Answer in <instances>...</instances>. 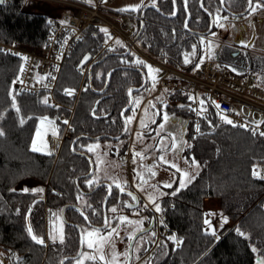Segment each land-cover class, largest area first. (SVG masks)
<instances>
[{"label":"trees","instance_id":"1","mask_svg":"<svg viewBox=\"0 0 264 264\" xmlns=\"http://www.w3.org/2000/svg\"><path fill=\"white\" fill-rule=\"evenodd\" d=\"M259 2L264 4L262 0ZM223 3L230 11L241 12L248 0H223ZM256 4L257 0H253V6ZM28 6L25 0H5L0 4V43H20L36 50L46 45L53 23L48 15L34 12ZM156 6L157 9L144 5L129 12L134 25L131 36L158 60L179 69L190 70L203 59L200 53L192 52L200 47L201 35L210 28V13L214 21L232 16L223 9L221 0H202L203 7L200 0H156ZM256 8L264 10V7ZM101 29L86 27L65 57L55 85V98L60 105L55 107L48 101L44 103V91L17 92L13 88L12 82L22 67L23 56L0 49V130L4 133L0 136V252L6 254L8 264H59L79 249V231L72 224L64 225L63 243L41 244L33 240L26 225L29 210L33 232L43 240L45 208L51 212L61 210L64 205H78L89 224L72 206L65 208L64 214L81 229L85 224L97 226L103 222V202L108 186L101 185L87 194L80 191H90L103 180L93 179V174L86 176L92 159L84 144L98 136L101 138L97 139H113L121 135L124 129L122 110L129 103V89L146 81L142 89L133 91L135 105L137 95L150 87L151 80L147 75L146 65L149 64L138 63L142 60L126 52L120 41L112 47L105 46L108 37ZM215 29L214 23L212 31ZM86 53L92 56L90 70L88 66H78ZM173 94L178 96L179 103L167 102L165 108L187 119L186 137L193 142V147L186 154L190 158L194 156L201 169L177 195H170L175 185L166 188L167 195L159 200L164 223L161 230L165 231L160 239L166 253L154 264H257V260L264 257V179L254 176L253 171L264 166V136L259 134L264 128L253 135L251 128L235 123L233 126L210 108L204 117L198 118L199 134L194 135L196 118L189 98L179 92ZM99 98L95 115H92L91 110ZM62 116L70 117L71 135L58 154L33 151L39 120L49 117L61 133L68 125ZM128 133L127 129L118 140L128 142ZM75 138L72 150L70 146ZM126 149L127 143H124L122 150ZM27 177L47 183L45 191L33 192L31 188L19 187ZM111 187L107 211L121 202V186L111 184ZM25 188L29 191H23ZM206 199L217 200L232 222L213 242L203 229ZM237 228L245 235H240ZM170 236H175L176 240L168 239ZM74 260L64 264H72ZM93 263L91 259L85 264Z\"/></svg>","mask_w":264,"mask_h":264},{"label":"rangeland","instance_id":"2","mask_svg":"<svg viewBox=\"0 0 264 264\" xmlns=\"http://www.w3.org/2000/svg\"><path fill=\"white\" fill-rule=\"evenodd\" d=\"M149 1L150 0H109V3L105 4L103 12L108 19L118 25H123L126 33L131 35L134 25L129 16V12L137 10L144 5H150ZM26 5H29L28 8L30 10L44 13L49 17H63L70 11V9L67 10L66 7L61 4L49 2L47 0H25V6ZM253 7H255V5ZM121 9L125 10L122 11ZM222 17H224V19L218 21L217 29L210 33L208 36L209 40L207 41L210 43L217 41L223 44L227 50H225L226 53H218V51H216L217 53H213L211 60L220 66L228 67L232 70L235 69L237 71L246 68L248 71L262 72V75H264L263 10L256 8V11L253 12L250 9L248 14L242 16ZM117 41L118 40H115V42ZM241 41L251 42L254 46L247 48L242 47ZM206 46L205 40L204 48H206ZM144 62L149 64L146 61ZM153 67L157 68L155 66ZM155 78L157 79V76ZM153 83L155 84L154 87ZM153 83L146 91L137 95L138 97L137 101H135V105L133 104V99L132 105H134V107L130 114L126 116V118H132L130 122H127V129L130 131V134L128 133V142L105 138L92 139L84 144V147L91 154L90 158L92 159V164L95 165L93 179H97L102 174H106L113 184H118L119 186H123V183L131 181L133 187H135L139 195H141L144 201L143 205H147L146 207H148L149 210L155 212V227H152L149 233H143V236L137 240L133 248L132 264H154L158 258L166 253L165 249H162L163 242L160 239L161 233L165 232L161 230V225H164V223L161 219L160 212L155 210L152 200L159 204V200L164 196L162 194H166V188H168L164 185L172 181L176 182L177 174L175 170H169L167 167L171 168L170 166L175 164L182 170L180 172L181 179L183 178L186 181L188 177H184L183 174L187 173L188 176H191L196 167L192 163V160L195 159L194 156L190 158L186 154V151L189 149L191 150L193 147V142L186 137L187 119L181 114L168 111L165 108L167 102L163 101V98H167L168 103L171 105L177 102L179 103L177 100L178 96L174 95V92L166 91V89L162 88L158 80ZM262 83L264 84V82ZM147 91L150 94L149 96ZM48 95L49 94L45 92V99ZM51 95L57 102L56 106L60 105L55 98V87L52 89ZM233 105L236 112H238L243 119V123H253L257 125V123L261 121V119L257 118V111L254 107L245 105L241 102H233ZM72 110L73 107L71 108V111ZM248 111H251L252 115H249ZM208 112L209 109L206 110L205 115ZM164 113L168 114L170 120L165 125L164 130H160L158 126L163 122L162 116ZM41 120L38 122L33 137V140H36V147L40 149V152L50 153L53 151L55 154H58L65 139L67 140V138H70V130L67 129V125H65L61 133H58V126L53 120L49 117H47V120L43 123ZM48 121H52L53 123L49 124ZM141 121L144 122L146 127L141 126ZM38 129L39 135H37ZM53 131H55V135H53ZM66 132L68 134H66ZM157 132H159V135H157ZM138 133L140 134L139 139L137 137ZM168 133H172V136H169ZM48 135H53L57 138V142L53 148L50 147L47 139ZM173 136L176 138V149L172 147ZM181 136L183 140L186 141L182 146L183 151L179 150L181 146ZM124 143H127V148L130 144V148L134 153L133 159H130V157H125V160L124 157L121 159L119 153L123 151ZM89 146L92 147V151L88 150ZM112 149L116 150L115 154L112 153ZM135 153H140L141 155L135 156ZM161 157H163V160ZM164 161H168V163ZM185 161H187V163ZM257 169L260 170V168ZM153 172L155 173L154 176L152 175ZM145 181L147 182L145 183ZM188 184L189 183H187V185ZM19 185V187L25 186L31 189L42 188L43 192L47 187V183L28 177L23 179ZM178 186L179 183L177 187ZM149 197H151V200ZM84 200L85 199L82 198L81 202H84ZM60 213L61 210L50 212L45 208V243H53V240L49 238L50 233L57 237L55 242H60L59 235L61 227L64 238L65 222ZM208 213H217V215L209 216L207 215ZM121 217H126L127 220L121 221ZM222 217L227 216L221 210L218 201L215 199H206L203 207V229L206 237H209L212 229H215L216 235H211L210 241L212 242L213 239L218 240L222 230L232 224L228 217L227 223H223ZM146 218L147 217L143 216L137 209L131 211L121 209L115 211V221L111 218L105 229H99L95 226L85 224L82 227L83 247H85V249L82 252L83 255L81 254L80 257L76 258L72 264H77V261H80V264H85L86 261L91 260L87 258L88 256L95 257L94 264H125L128 257L130 237L139 233L138 230L141 227L144 229L143 224ZM205 220L211 222V228H209V225L205 224ZM222 223L223 227H221ZM113 229H115L114 232L112 231ZM153 233H155V235H153ZM146 240H149L151 245L148 250H143V252L140 253L139 251ZM90 243L92 247L88 246ZM101 256L103 259H101Z\"/></svg>","mask_w":264,"mask_h":264},{"label":"built area","instance_id":"3","mask_svg":"<svg viewBox=\"0 0 264 264\" xmlns=\"http://www.w3.org/2000/svg\"><path fill=\"white\" fill-rule=\"evenodd\" d=\"M47 1L61 4L70 11L63 17H50L53 29L42 49L36 50L20 43L11 45L0 43V49L28 58L27 60L23 59L22 67L12 82V86L17 92L44 91L49 94L47 96L48 103L53 107L56 106L57 102L53 99L51 91L56 85L62 63L72 51L76 41L82 37L84 29L94 26L107 29L108 41L105 46L112 47L115 40L120 41L137 58L162 71L158 78L162 88L187 95L190 107L195 109L194 135L199 134L197 131L198 118L204 117L206 110L210 108L226 115L227 119L232 120L235 124H245L241 116L233 110V102H241L256 108L258 117L264 121V90L253 85L251 72L239 75L227 67H217L208 58L200 60L197 63L199 67L196 64L190 70L167 66L156 56L143 50L134 37L126 33L123 25H118L105 16L103 9L109 0H92L91 4L86 0ZM248 114L252 115L250 111ZM62 118L67 121L66 127L69 129L70 117L62 116ZM245 125L252 131L254 129L262 131L264 128V123H260L259 128L253 123ZM66 134L68 133L66 132ZM47 139L50 147L53 148L57 138L48 135ZM260 175L264 176V166L260 170ZM2 262L7 264V259L3 258Z\"/></svg>","mask_w":264,"mask_h":264},{"label":"snow or ice","instance_id":"4","mask_svg":"<svg viewBox=\"0 0 264 264\" xmlns=\"http://www.w3.org/2000/svg\"><path fill=\"white\" fill-rule=\"evenodd\" d=\"M4 2H5V0H0V4H3ZM86 2H88V3L91 4V3H92V0H86ZM248 3H249V8H250L253 12L256 11V7H264V4H261V3L259 2V0H257V4H256L255 7H253V0H248ZM121 10L123 11V10H125V9H121ZM101 30L104 31V32H107V29H101ZM117 43H120V42L117 41ZM240 43H241V46H242V47H245V48L250 47V46H254V45L251 44V42L241 41ZM193 48L195 49V45L193 46ZM23 59L27 60L28 58H27V57H24ZM85 59H87V57H85ZM137 62L140 63V64H144V63H145L144 61H137ZM185 62H186V63L189 62L188 59H187V57H186V59H185ZM146 67L149 68V71H150V72H158V71H159V69H152V68H151V65H146ZM197 67H199L198 64H197ZM233 70H235V69H233ZM153 81H155V77H153ZM154 86H155V84L153 83V87H154ZM166 91H167V90H166ZM66 92H67L68 94H72L71 91H69V90H66ZM190 99H191V97H190ZM44 103H47V98L44 100ZM137 103H138V102H137ZM201 103H203V101H201ZM153 106H154V105H153ZM179 107H184V105H179ZM217 107H219V105H217ZM193 111H195V109H193ZM17 112H19V109H18V108H17ZM237 114H239V113H237ZM0 118H2V117H0ZM131 119H132L131 117H128V118H126V121H127V122H130ZM221 119H224V120H225L227 123H229V124H233V121L227 119V117H225V116H221ZM46 120H47V117H44V118H42L41 122L43 123V122L46 121ZM162 120H163V122L160 123L159 126H158V128H159L160 130H164L165 125H166V124L168 123V121L170 120V117L168 116L167 113H164V114H163V116H162ZM20 122H21V124H23L25 121H24V119L22 118ZM153 122H155V121H153ZM48 123L51 124V123H53V122H52V121H48ZM65 123H67V121H65ZM260 123H264V121H260V122H258V123H257V128H259V124H260ZM141 126H142V127H146V125H144V122H143V121H141ZM233 126H236V125L233 124ZM239 126H240V127H246L245 124H241V125H239ZM125 130L127 131V129H125ZM197 131H199V125H197ZM3 134H4L3 131L0 130V136H2ZM255 134H256V130L254 129V130H253V135H255ZM259 134H260L261 136H264V132H260ZM37 135H39V129L37 130ZM53 135H55V131H53ZM157 135H159V132H157ZM168 135H169V136H172V133H168ZM137 137H138V139L140 138V134H139V133L137 134ZM172 138H173V145H172V147H173L174 149H176V148H177V144L175 143V139H176V138H175L174 136H173ZM185 143H186V141H184L183 138H182V136H181V140H180V145H181V146L179 147V150H180V151H183V147H182V146H183ZM189 147H190V145H189ZM32 150H33V151H39V150H40V149H38V148L36 147V140H35V139L33 140ZM88 150H89V151H92V147L89 146V149H88ZM49 154H51V153H49ZM140 155H141L140 153H135V156H140ZM161 159L163 160V157H161ZM134 162H135V158H134ZM164 162H165V163H168V161H164ZM185 162L187 163V161H185ZM192 163H193L197 168L199 167V164L195 161V159L192 160ZM171 167L176 168V171H177V172H181V171H182V170H181L180 168H178L175 164H172ZM149 171H151V170H149ZM152 175L154 176L155 173L153 172ZM183 175H184V177H188L187 181H186L185 179L182 178V179L180 180V182H179V186H178L173 192H171L170 195H173V196L177 195V193H178L181 189H183V188H185V187L187 186V183H190L191 180L195 178L194 176L189 177L187 173H184ZM253 175L256 176L257 178L264 179V176H261V175H260V172L257 171V170H255V169H254V171H253ZM146 182H147V181H145V183H146ZM91 183H92V181H89V184H91ZM174 183H175V181H172V182H170V183L165 184L164 186H165V187H168V188H171V187L173 186ZM117 187H119V185H117ZM141 190H143V189H141ZM23 191L27 192V191H29V190H28L27 188H25ZM32 191H33V192H41V193H42V192H43V189H42V188H40V189H32ZM121 191H123L122 188H121ZM127 194H128L129 196H132V199H133V200L136 199V197H135L131 192H129V193H127ZM162 195H167V194H162ZM149 199L151 200V197H149ZM152 203H153L154 206H155V210H156L157 212H160V211H161L160 205L157 204L154 200H152ZM111 211L115 212L116 209H115V208H112ZM82 215H83V213H82ZM207 215H209V216H214V215H217V213H208ZM221 215H222V214H221ZM85 219H87V217H85ZM120 219H121V221H125V220H127L126 217H121ZM222 221H223V223H227V217H222ZM107 223H108L107 220H105V225H106V226H107ZM138 223H139V222H138ZM223 223L221 224V227H223ZM205 224L209 225V228H211V222H210L209 220H205ZM95 231H99V230H95ZM112 231L114 232L115 229H113ZM236 231H237L240 235H242V236L245 235L243 232H240V229H239V228H237ZM28 232H29V234L32 236V239L35 240L37 243H41V244L44 243L43 238L37 237L36 235L33 234L31 226H29V228H28ZM210 234L213 235V236H215V235H216V231H215V229H212V231H211ZM117 235H118V233H117ZM153 235H155V233H153ZM49 238L52 239L53 242H55L56 239H57V237H56L55 235H52L51 233L49 234ZM130 238H132V237H130ZM63 239H64V238H63L62 227H61V229H60V235H59V240H60L61 243H63ZM168 239H170V240H176V237H175V236H170V237H168ZM217 239H218V237H217ZM88 246H89V247H92V244L90 243ZM253 251L255 252L256 249L253 248ZM82 255H83V254H82ZM87 258H88V259H95V257H92V256H88ZM101 259H103L102 256H101ZM0 264H2V262H0ZM61 264H63V261H61ZM77 264H80V261H77ZM257 264H264V257H261L260 259H258V260H257Z\"/></svg>","mask_w":264,"mask_h":264},{"label":"water","instance_id":"5","mask_svg":"<svg viewBox=\"0 0 264 264\" xmlns=\"http://www.w3.org/2000/svg\"><path fill=\"white\" fill-rule=\"evenodd\" d=\"M262 1L264 2V0H262ZM221 3H222V7H223V9H224L228 14H230V15H232V16H242V15H245L246 13H248L249 10H250V8H249V3L247 4V7H246L243 11H241V12H233V11H230V10H228V9L224 6L223 0H221ZM147 6H152L153 8L157 9V6H156L155 4H150V5H147ZM200 6L203 7V6H202V0H200ZM203 9H204V8H203ZM187 23H188V19L185 21V26H187ZM213 24H214V18H213V15L210 13V28H209L207 31H205V32L203 33V35H207V34H209V33L212 31V29H213ZM134 40H136V37H134ZM126 52H128V51L126 50ZM85 57H87V59H85ZM92 64H93V62H92V56H91V54H90V53H86V54L81 58V60H80V62H79V64H78V66H79V68H83V67H85V66L88 65V69L90 70ZM111 72H112V71H110V73L108 74V76H107L108 78H109ZM145 84H146V81L144 80V82H143L140 86H138V87H131V88L129 89V103H128V104L123 108V110H122V118H123V120H124V129H123V132H122L121 135L113 136V137H112L113 139L118 140V139H120V138L122 137V135L125 134V132H126L125 129H127V121H126L125 112L131 107V105H132V103H133V91L142 89V88L145 86ZM101 92H102V91H99L98 93H101ZM101 98H102V97H101ZM101 98H99V99L96 100V102H95V104H94V106H93V108H92V110H91L92 115H95L96 107H97L99 101L101 100ZM97 138H101V136L95 137V139H97ZM76 140H77V138H75V139L72 141V143H71V146H70V147H71L72 150L74 149V145H75ZM93 169H94V167H93V164H92V162H91L90 170H89V172L86 174L87 177L92 175V173H93ZM76 180H78V178H77ZM101 185H107V186L109 187V193L107 194V196L105 197L104 202H103L104 223H103V225H101V226H97L98 228H101V227H105V226H106V225H105V220H107V218H106V202H107V199H108L109 194H110V192H111L110 184H109L107 181H102V182H100L99 184H97V185H96L92 190H90V191H83V190H81L80 187H79V189H80L81 192L87 194V193H90V192H92L93 190L97 189V188H98L99 186H101ZM129 192H130V191H129ZM131 193L137 198V196H136L135 193H133V192H131ZM136 203H137V202H136V199H135V203L133 204V206H134ZM68 206H72L73 208H76V209L80 212L81 215H82V213H83L82 216L84 217V219H85V217H87L86 214L82 211V209H81L78 205H76V204H72V205H64V206L62 207V209H61V216H62V219L64 220V222H65L66 224H72V225H74V226L78 229V231H79V237H80V245H79V249H78L77 253L74 254V255H70V256H66V257H64V258L61 260V261H63V264H64V262H66V261H68V260H74V259L80 257V255H81V253H82V251H83V246H84L83 234H82V229H81L80 225H78L77 223L69 222V221L66 219V217H65L64 210H65V208H67ZM29 214H30V210L27 212V215H26V225H27V229L29 228V226H31V228H32L31 221H30V217H29L30 215H29ZM85 221H86V223L89 224V220H88V218L85 219ZM32 232H33V229H32ZM33 234H34V232H33ZM138 234H139V233H136V234L131 238V240H130V242H129V245H128V257H127V260H126V263H125V264H129L130 261H131V258H132V246H133V242H134V240H135V238H136V236H137ZM34 235H35V234H34ZM30 236H31V235H30ZM31 237H32V236H31ZM42 244H45V242L42 243ZM59 264H61V262H60Z\"/></svg>","mask_w":264,"mask_h":264},{"label":"crops","instance_id":"6","mask_svg":"<svg viewBox=\"0 0 264 264\" xmlns=\"http://www.w3.org/2000/svg\"><path fill=\"white\" fill-rule=\"evenodd\" d=\"M149 4H156V0H150L149 1ZM263 12H264V10H263ZM232 17H234V16H232ZM222 19H224V17H220V18H217L215 21H214V23H215V25H216V29H217V23H218V21H220V20H222ZM210 35V33L209 34H207V35H201V37H200V47H197L196 49L197 50H195V52H192V53H200L199 54V57L200 58H208V59H210L211 60V58H212V55H213V53H217L216 51H218V53H226V51L225 50H227L226 49V47L223 45V44H221V43H218L217 41H214L213 43H210L209 41H207V40H209V38H208V36ZM205 40H206V44H207V46H206V48H204V42H205ZM198 57V58H199ZM212 61V60H211ZM152 69H157V68H154V67H151ZM233 71H235L237 74H239V75H243V74H245V73H247V72H250V71H248L246 68L245 69H241V70H233ZM161 73H162V71L161 70H159L158 72H150L149 71V68H147V75H148V77H149V79L151 80V84H150V87H151V85H152V83L154 82L153 81V77H156L157 76V79L155 78V81L156 80H158V78L160 77V75H161ZM251 73L253 74V77H254V79H253V85H255L256 87H258V88H261L262 90H264V84L262 83V82H264V75H262V72L261 73H259V72H252L251 71ZM147 93H148V91H147ZM150 94L148 93V96H149ZM163 101L164 102H168V100H167V98L166 99H164L163 98ZM245 105H247V104H245ZM234 106V105H233ZM249 106V105H248ZM255 110L257 111L256 112V116H257V118L258 119H260V117H258V110L255 108ZM234 111H235V113H238V112H236V110H235V108H234ZM218 112V111H217ZM251 112V111H250ZM218 114L220 115V117L221 116H225L226 117V115H224V114H222L221 112H218ZM116 150L115 149H112V153L113 154H115L116 152H115ZM50 153H54L53 151H51ZM119 155H121V159L124 157V160H125V157L126 158H129L130 157V159H133V155H134V153H133V151L131 150V148H130V144L128 145V148L125 150V152L122 154V153H119ZM123 161V160H122ZM196 161V160H195ZM197 162V161H196ZM198 163V162H197ZM123 164H124V162H123ZM199 164V163H198ZM171 167V166H170ZM169 170H175V172H176V174H177V179H176V182H175V184H173V186H177L178 185V183L180 182V179H181V173L180 172H177L176 171V169L174 168V167H171V168H169V167H167ZM94 169H95V165H94ZM200 164H199V167L197 168V167H195V170H194V172L191 174V176H189V177H192V176H194L195 178H196V176L198 175V173L200 172ZM260 170H261V168H260ZM94 173H95V171H93V175H94ZM194 178V179H195ZM98 179H103V180H106V181H108V182H110V183H112L113 184V182H111L110 181V178H109V176H107L106 174H102L100 177H98L96 180H98ZM194 179H192L191 180V182L194 180ZM115 185H118V184H115ZM61 214V213H60ZM3 257H5V254L4 253H1L0 252V262H2L1 261V259L3 260ZM2 264H3V262H2Z\"/></svg>","mask_w":264,"mask_h":264},{"label":"flooded vegetation","instance_id":"7","mask_svg":"<svg viewBox=\"0 0 264 264\" xmlns=\"http://www.w3.org/2000/svg\"><path fill=\"white\" fill-rule=\"evenodd\" d=\"M93 167H94V165H93ZM93 171H94V169H93ZM93 174V173H92ZM102 181H106V180H102ZM102 181H100V182H102ZM100 182H98L97 184H99ZM108 182V181H107ZM109 184H110V187H111V184L112 183H110V182H108ZM96 184V185H97ZM124 185L123 186H121L120 187V192H121V202L118 204V205H115V206H113V207H111L110 209H109V211H107V208H106V218H107V222H109L110 221V219L112 218L113 219V221H115V212L113 213V211H111V209L112 208H115L116 210H121V209H124L125 211H131V210H133V209H137V210H139L140 211V213L143 215V216H145V217H147L146 218V221H144V224H143V226H144V229H142V227L138 230L139 231V234L136 236V238H135V240H134V242H133V246H132V258H133V248H134V245L137 243V240L141 237V236H143V233H149V231L150 230H152L151 228L153 227H155V222H154V213L155 212H153V211H151V210H149L148 209V207H146V206H144L143 204H144V201H143V199H142V197H141V195H139V193L137 192V190H136V188L135 187H133V185H132V183H131V181H129V182H127V183H123ZM95 185V186H96ZM121 188L123 189V191H121ZM92 190V189H91ZM129 191L130 192H133V193H135L136 194V196H137V198H136V204L133 206V204L135 203V200H133L132 199V196H129L127 193H129ZM108 193H109V187H108ZM107 193V194H108ZM112 193V187H111V192H110V194ZM110 194H109V196H110ZM107 196V195H106ZM162 198V197H161ZM160 215H161V213H160ZM161 219H162V215H161ZM163 220V219H162ZM103 223H104V210H103V222H102V224H100V225H97V226H101V225H103ZM107 225H108V223H107ZM97 226H95V227H97ZM107 226H105V227H101V228H99V229H105ZM98 228V227H97ZM130 240V239H129ZM151 245V242L149 241V240H146V241H144V244H143V246H142V248H141V250L139 251L140 253H142L143 252V250H148L149 249V246ZM83 252V251H82ZM82 254V253H81ZM132 258H131V261H130V263L129 264H132ZM93 261H94V263H95V260L94 259H92ZM93 263V264H94Z\"/></svg>","mask_w":264,"mask_h":264}]
</instances>
